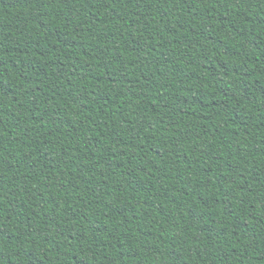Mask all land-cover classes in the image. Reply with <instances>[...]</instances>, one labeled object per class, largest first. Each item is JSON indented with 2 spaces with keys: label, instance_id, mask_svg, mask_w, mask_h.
Masks as SVG:
<instances>
[{
  "label": "trees",
  "instance_id": "16d2710c",
  "mask_svg": "<svg viewBox=\"0 0 264 264\" xmlns=\"http://www.w3.org/2000/svg\"><path fill=\"white\" fill-rule=\"evenodd\" d=\"M0 264H264V0H0Z\"/></svg>",
  "mask_w": 264,
  "mask_h": 264
}]
</instances>
